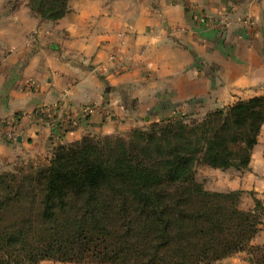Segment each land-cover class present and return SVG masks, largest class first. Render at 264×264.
Returning <instances> with one entry per match:
<instances>
[{
	"label": "crops",
	"instance_id": "0c3cea01",
	"mask_svg": "<svg viewBox=\"0 0 264 264\" xmlns=\"http://www.w3.org/2000/svg\"><path fill=\"white\" fill-rule=\"evenodd\" d=\"M67 8L42 20L28 0H0V169L49 159L85 135H125L264 95V0H67ZM195 175L207 190L242 191L241 209L254 198L264 206V126L246 169L202 165ZM251 244L264 247V217Z\"/></svg>",
	"mask_w": 264,
	"mask_h": 264
},
{
	"label": "trees",
	"instance_id": "16d2710c",
	"mask_svg": "<svg viewBox=\"0 0 264 264\" xmlns=\"http://www.w3.org/2000/svg\"><path fill=\"white\" fill-rule=\"evenodd\" d=\"M57 20L67 0H28ZM264 126V95L207 112L85 135L54 148L48 164L0 173V264H210L245 251L264 264V206L239 207L242 191H211L199 163L248 167ZM88 261V262H87Z\"/></svg>",
	"mask_w": 264,
	"mask_h": 264
},
{
	"label": "rangeland",
	"instance_id": "374dc122",
	"mask_svg": "<svg viewBox=\"0 0 264 264\" xmlns=\"http://www.w3.org/2000/svg\"><path fill=\"white\" fill-rule=\"evenodd\" d=\"M201 118H202L201 116H196V117H189L188 119L200 120ZM178 119L179 118L171 119V120H178ZM168 120H170V119H168ZM149 126H150V124L141 125L138 128L147 129ZM51 157L49 159L45 158V157H42V156L19 158V159L15 160V161L11 162L6 168L0 169V173H6V172L17 173L19 171L28 170L30 167H33V168L34 167H39L41 165L48 164V162L51 159ZM202 165H203L202 163H199L196 166V172H197V169L199 167H201ZM199 178H200V176L198 177V180H200ZM247 260L249 262V256L247 257ZM106 264H109V263H106ZM249 264H254V263L253 262H249Z\"/></svg>",
	"mask_w": 264,
	"mask_h": 264
},
{
	"label": "built area",
	"instance_id": "2783aa9c",
	"mask_svg": "<svg viewBox=\"0 0 264 264\" xmlns=\"http://www.w3.org/2000/svg\"><path fill=\"white\" fill-rule=\"evenodd\" d=\"M88 112H91L92 110L89 108L87 109ZM13 134H11V132L8 133V136L11 137Z\"/></svg>",
	"mask_w": 264,
	"mask_h": 264
}]
</instances>
